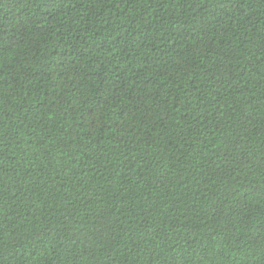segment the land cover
Returning a JSON list of instances; mask_svg holds the SVG:
<instances>
[{
	"label": "trees",
	"instance_id": "16d2710c",
	"mask_svg": "<svg viewBox=\"0 0 264 264\" xmlns=\"http://www.w3.org/2000/svg\"><path fill=\"white\" fill-rule=\"evenodd\" d=\"M0 264H264V0H0Z\"/></svg>",
	"mask_w": 264,
	"mask_h": 264
}]
</instances>
